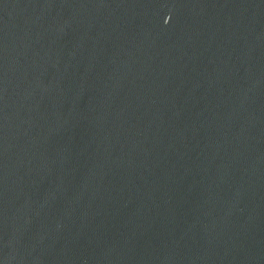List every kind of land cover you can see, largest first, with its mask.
Returning a JSON list of instances; mask_svg holds the SVG:
<instances>
[{
	"label": "water",
	"instance_id": "water-1",
	"mask_svg": "<svg viewBox=\"0 0 264 264\" xmlns=\"http://www.w3.org/2000/svg\"><path fill=\"white\" fill-rule=\"evenodd\" d=\"M0 264H264V0H0Z\"/></svg>",
	"mask_w": 264,
	"mask_h": 264
}]
</instances>
